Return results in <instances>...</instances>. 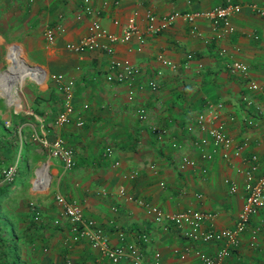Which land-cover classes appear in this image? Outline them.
<instances>
[{"label":"crops","instance_id":"obj_1","mask_svg":"<svg viewBox=\"0 0 264 264\" xmlns=\"http://www.w3.org/2000/svg\"><path fill=\"white\" fill-rule=\"evenodd\" d=\"M224 1L93 0L100 24L117 36L128 15L136 12L134 24L143 40L138 42L134 34L124 41L101 39L111 45L110 53L101 47L75 51L65 46L86 33L87 17H74L80 0H20L8 11L13 19L11 27L19 28L28 58L37 64L39 80H43L38 88L29 89V101L20 110L25 113L20 125L34 128L35 134L47 141L60 136L72 149L74 158L73 167L62 170L58 159L50 156L45 147L43 163L52 184V199L34 196V201L28 200L38 206L36 219L44 225V244L39 250V244L34 247L36 264H109L87 239L70 238L69 223L54 200L55 193L78 201L83 216L104 231L109 244L116 245L117 232L122 231L126 241L139 247L144 264H202L194 249L212 254L223 243L193 241L171 223L163 227L136 199L169 212L187 207L208 212L209 216L201 222L203 228H229L244 200L247 173L254 178L264 171V108L258 114L240 99L246 93L258 101L259 94L247 90L245 77L230 73L225 65L230 58L244 61L248 66L246 76L264 87V13L250 6L255 3L264 7V0H232L240 8L230 15L231 30L227 33H222L219 25L211 26L203 16L193 22L177 16L163 29H147V10L160 16L175 9H207ZM57 22L63 30L56 31L53 41L48 42L43 29ZM192 25L198 34L190 31ZM219 47L225 48L224 54L218 53ZM186 53L191 56L184 65ZM157 54L171 60L176 68L162 64ZM122 57L140 68L139 82L143 86L135 90L132 100L126 99L123 83L105 78L109 60ZM157 69L161 70L156 76L157 87L150 89L145 82ZM51 73L72 79L73 114L60 125L53 120L61 108L62 95ZM206 101L222 103L215 122H222L231 139L226 156L206 132L185 130V123L192 121L195 111L202 109ZM83 103H87L85 108L81 107ZM137 104L145 106L146 119H137ZM78 113L83 119L81 125L73 121ZM229 115L233 118L229 119ZM245 117H252L254 122H246ZM149 124L165 126L168 133L157 140ZM106 146L111 148L110 154L105 153ZM234 147L239 149L237 154L231 151ZM201 151L212 153L205 158L200 156ZM182 153L194 164L179 169L177 162ZM252 154L256 159H250ZM11 156L13 161L14 152ZM133 169V177L124 176ZM224 179L235 183L233 191ZM119 188L123 189L122 194ZM29 190L30 186L23 189L27 193ZM126 194L132 198L127 199ZM141 233L147 235L146 241L139 239ZM180 252H184L183 257ZM225 262L264 264V207L249 215Z\"/></svg>","mask_w":264,"mask_h":264},{"label":"built area","instance_id":"obj_2","mask_svg":"<svg viewBox=\"0 0 264 264\" xmlns=\"http://www.w3.org/2000/svg\"><path fill=\"white\" fill-rule=\"evenodd\" d=\"M250 6L260 14L264 13V7H260L255 3H250ZM239 8V3L232 0H225L223 3L215 4L207 9L194 11H179L175 9L160 16H155V14L147 10L145 17L147 19V29L153 32L165 28L169 25L172 19L177 16L188 22H193L196 17L203 16L209 20L211 26L214 27L219 25L220 31L222 33H227L231 30L230 15L237 12ZM97 14L98 9L93 5V0H80L79 8L74 13V17H87L86 33L75 41L66 42V47L75 51L101 47L106 52L110 53L112 51L111 45L102 43L101 39H120L121 41H124L134 34L138 42L143 40L140 31L134 24L135 11H132V13L128 15L123 31L118 36L108 32L100 24ZM60 30H63V26L60 22L54 23L53 25H47L43 29V36L48 42H51L54 39L55 32ZM190 31L198 34L194 25L190 27ZM224 52L225 48L219 47L218 53L222 55ZM190 56V53L185 54L184 65L187 64ZM156 57L162 64L169 66L171 69L176 68L175 63L162 55L157 54ZM225 65L230 73H239L245 77V87L247 90H256L258 92L260 97L258 101H255L246 93L241 94L240 99L246 107H251L252 110L258 114L261 113L264 108V87L256 80L246 76L248 70L247 64L242 60L230 58L226 61ZM108 68L109 70L105 74V78L117 83H123L126 90V99L132 100L135 95V90L143 86V83L139 82L140 68L127 57L111 58L109 60ZM159 74H161V70L157 69L155 70L154 75L146 80L145 84L150 89H155L157 87L156 76ZM50 77L54 80L62 95L61 108L53 120L55 125H60L67 122L73 114L72 79L65 78L61 73H51ZM86 106L87 103L81 105L82 108H85ZM221 106L222 103L219 101H206L202 109L195 111L192 121L185 123V130L187 132H192L196 128L198 131L206 132L210 137L212 144L214 146L222 147V154L226 156L227 149L231 144V139L225 133L222 122H215ZM135 115L139 120L146 119L147 110L145 106L137 104L135 106ZM228 118L232 119L233 116L229 115ZM245 120L248 123L254 122L252 117H245ZM73 121L76 125L82 124L83 119L80 113L74 115ZM148 128L157 140H161L162 137L168 133L167 127L162 125L149 124ZM32 138L41 142V144L47 148L50 156L58 159L62 170H69L73 167V151L60 136H55L50 141H47L44 137L36 134L32 135ZM193 143L197 144V141H193ZM175 145L178 147L179 144L175 143ZM104 151L106 154H110L111 148L106 146ZM231 151L233 154H237L239 149L238 147H234ZM211 153L212 151H201L200 156L209 158ZM250 159H256V155H250ZM193 164L194 160L182 153L179 156L177 167L183 169L184 167ZM153 166L152 163L149 164V167L153 168ZM251 167H254V165L251 164ZM203 170L204 169H202V171ZM15 173L16 164L15 162H12L1 169L0 182L11 180ZM135 174L136 170L133 169L125 173L124 176L133 177ZM224 181L229 183L230 191L235 189L234 182H230L227 179H224ZM159 184H162V181H159ZM243 188L245 196L237 213L234 225L219 230L210 228L206 229L201 226L202 220L209 216L208 212L189 207L180 211L169 212L144 200L136 199V201L144 207L147 213L151 214L154 221L160 223L163 227H166L168 223L173 224L180 230L182 235L193 241L207 242L210 240H222L223 243L218 245L212 254H208L200 249H194V253L202 264H226L225 258L229 253V249L236 245L237 235L244 228L249 215L255 213L259 208L264 207V171L254 178L250 173H247ZM118 192L122 194L123 189L119 188ZM125 197L127 199L132 198L129 194H126ZM54 200L60 205L62 214L69 223L70 238L72 240H78L80 238L87 239L91 247L98 249L104 256H106L109 264H144L143 255L139 247L134 242L126 241L122 231L119 230L117 232L118 243L116 245H111L109 244L104 231L98 227L92 219L83 216L82 207L78 201L67 199L60 193L54 194ZM29 203L31 204V201H29ZM36 217L37 211H35L34 215V218ZM257 228H259V225L256 226V229ZM251 237L253 238L254 235H251ZM139 239L146 241L147 235L141 233ZM157 255L158 253L154 252V257H157ZM183 255L184 252H180L179 256L183 257ZM67 264H70V261H67Z\"/></svg>","mask_w":264,"mask_h":264},{"label":"trees","instance_id":"obj_3","mask_svg":"<svg viewBox=\"0 0 264 264\" xmlns=\"http://www.w3.org/2000/svg\"><path fill=\"white\" fill-rule=\"evenodd\" d=\"M19 2L0 0V34L4 35L10 29L14 37H21L19 28H12L7 20L8 11ZM24 118L25 113L18 111L5 125L0 114V177L1 169L12 161L11 155L16 150L26 169L45 157L46 150L41 142L23 134L27 129L20 125ZM23 178L24 175H14L11 180L0 182V264H36L34 247L39 244V250L44 244L41 235L44 225L34 218L38 206L27 203L22 196L26 185Z\"/></svg>","mask_w":264,"mask_h":264},{"label":"rangeland","instance_id":"obj_4","mask_svg":"<svg viewBox=\"0 0 264 264\" xmlns=\"http://www.w3.org/2000/svg\"><path fill=\"white\" fill-rule=\"evenodd\" d=\"M7 20L10 25V22L13 19L7 15ZM35 65L37 64L32 63L30 58H28L23 36L20 38L14 37L13 32L10 31V29L6 31V34H0V73L5 69H10L12 72L19 71L13 86L15 98L9 100L7 95L3 93L4 89L10 88L12 85V80L10 78H4L2 81V88L0 87V114L5 125L9 124L14 113L22 110L26 106V102L29 101V89L31 87L32 89H36L39 85H42L43 80H39V69ZM35 68H37L36 72ZM35 133V129L31 127L25 129L23 134L32 137ZM37 151H40V149L37 148ZM13 161L16 164L17 170L15 176L24 175L23 179L25 180V186L27 188L30 186V192L27 193L23 191L22 193L24 194L22 196L26 198L27 203H29V199L33 200L34 196L39 197V199L42 200L52 199L53 190L51 188L52 184L49 179V174L44 178H38L36 175V167L43 165L45 159L39 161L33 167L26 169V166L16 150ZM38 170L37 174H40L45 169L41 168L39 171Z\"/></svg>","mask_w":264,"mask_h":264},{"label":"bare ground","instance_id":"obj_5","mask_svg":"<svg viewBox=\"0 0 264 264\" xmlns=\"http://www.w3.org/2000/svg\"><path fill=\"white\" fill-rule=\"evenodd\" d=\"M23 60H24V59H23ZM29 66H30V65H29ZM31 67H33V66H31ZM18 72H19V71L12 72L10 69H5L4 71H2V72L0 73V87H1V88H2V83H3L2 81H3L4 78H10V79L12 80V85H11V87H10V88H6V89L3 90V93L7 95V97H8L9 100L15 98V94H14L13 86H14L15 79H16V77H17V75H18ZM7 80H8V79H7ZM6 82H7V81H6ZM10 83H11V82H10ZM3 85H4V84H3ZM41 168H44L45 170H43L42 173H40V174L38 173V174H37V170H38V169L40 170ZM39 170H38V171H39ZM44 172H45V174H44ZM48 174H49V173L47 172V169H46V163H44L43 165H41L40 167H38V168L36 169V175H37L38 178H44V177H46Z\"/></svg>","mask_w":264,"mask_h":264},{"label":"water","instance_id":"obj_6","mask_svg":"<svg viewBox=\"0 0 264 264\" xmlns=\"http://www.w3.org/2000/svg\"><path fill=\"white\" fill-rule=\"evenodd\" d=\"M39 167V166H38ZM38 167H36V168H38Z\"/></svg>","mask_w":264,"mask_h":264}]
</instances>
